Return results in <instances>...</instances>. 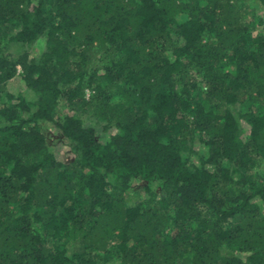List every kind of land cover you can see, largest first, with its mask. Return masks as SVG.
Instances as JSON below:
<instances>
[{"label":"trees","instance_id":"trees-1","mask_svg":"<svg viewBox=\"0 0 264 264\" xmlns=\"http://www.w3.org/2000/svg\"><path fill=\"white\" fill-rule=\"evenodd\" d=\"M0 264H264V0H0Z\"/></svg>","mask_w":264,"mask_h":264},{"label":"rangeland","instance_id":"rangeland-1","mask_svg":"<svg viewBox=\"0 0 264 264\" xmlns=\"http://www.w3.org/2000/svg\"><path fill=\"white\" fill-rule=\"evenodd\" d=\"M44 44H45L44 40L38 41L32 47V51L35 54L41 53L44 50V47H45ZM20 72H21V69H19L18 73ZM8 89L14 93H22L29 98L33 96L32 92L29 91L28 88H26V84L23 81L20 74H17V76L9 82ZM88 93L89 91L87 92V94ZM43 129L47 135L48 142L51 145L52 149L54 150L57 158L63 162L71 161L74 158V154L72 150L70 149V147L67 145L64 138H62L61 134L56 130L55 126L50 125V124H44ZM111 132H113V130ZM107 133L110 134V132H107ZM195 147H196V150H198L200 155L202 156L203 146L197 144ZM145 184H146L145 182L140 181V180H137L133 183L131 188L127 191V198H126L127 203H131V204L139 203L145 199V195H146V192L144 189ZM80 243L81 242L77 240L76 242L69 244L68 247L69 249H73L75 246H78Z\"/></svg>","mask_w":264,"mask_h":264},{"label":"built area","instance_id":"built-area-1","mask_svg":"<svg viewBox=\"0 0 264 264\" xmlns=\"http://www.w3.org/2000/svg\"><path fill=\"white\" fill-rule=\"evenodd\" d=\"M19 69H21V68L19 67Z\"/></svg>","mask_w":264,"mask_h":264}]
</instances>
